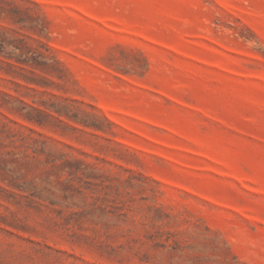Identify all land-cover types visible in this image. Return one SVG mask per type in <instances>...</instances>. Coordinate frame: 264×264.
Returning <instances> with one entry per match:
<instances>
[{
	"label": "rangeland",
	"instance_id": "1",
	"mask_svg": "<svg viewBox=\"0 0 264 264\" xmlns=\"http://www.w3.org/2000/svg\"><path fill=\"white\" fill-rule=\"evenodd\" d=\"M0 264H264V0H0Z\"/></svg>",
	"mask_w": 264,
	"mask_h": 264
}]
</instances>
